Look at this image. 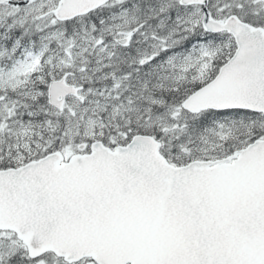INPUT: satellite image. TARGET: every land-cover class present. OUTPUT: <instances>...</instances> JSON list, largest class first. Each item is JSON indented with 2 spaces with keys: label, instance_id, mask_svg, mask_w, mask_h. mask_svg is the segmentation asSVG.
I'll return each mask as SVG.
<instances>
[{
  "label": "snow or ice",
  "instance_id": "snow-or-ice-1",
  "mask_svg": "<svg viewBox=\"0 0 264 264\" xmlns=\"http://www.w3.org/2000/svg\"><path fill=\"white\" fill-rule=\"evenodd\" d=\"M0 264H264V0H0Z\"/></svg>",
  "mask_w": 264,
  "mask_h": 264
}]
</instances>
